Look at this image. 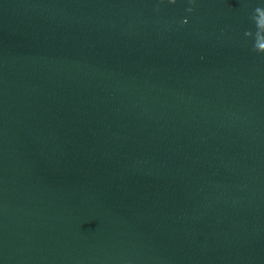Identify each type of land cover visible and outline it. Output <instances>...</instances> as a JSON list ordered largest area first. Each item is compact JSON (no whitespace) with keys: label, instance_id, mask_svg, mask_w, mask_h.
Returning a JSON list of instances; mask_svg holds the SVG:
<instances>
[{"label":"water","instance_id":"obj_1","mask_svg":"<svg viewBox=\"0 0 264 264\" xmlns=\"http://www.w3.org/2000/svg\"><path fill=\"white\" fill-rule=\"evenodd\" d=\"M0 264H264V0H0Z\"/></svg>","mask_w":264,"mask_h":264}]
</instances>
